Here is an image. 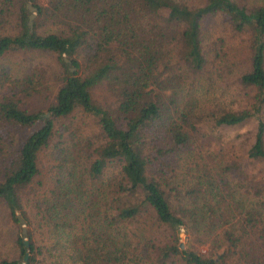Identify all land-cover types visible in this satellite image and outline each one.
<instances>
[{
  "label": "trees",
  "instance_id": "trees-1",
  "mask_svg": "<svg viewBox=\"0 0 264 264\" xmlns=\"http://www.w3.org/2000/svg\"><path fill=\"white\" fill-rule=\"evenodd\" d=\"M0 202L1 264H264V0H0Z\"/></svg>",
  "mask_w": 264,
  "mask_h": 264
},
{
  "label": "rangeland",
  "instance_id": "rangeland-1",
  "mask_svg": "<svg viewBox=\"0 0 264 264\" xmlns=\"http://www.w3.org/2000/svg\"><path fill=\"white\" fill-rule=\"evenodd\" d=\"M32 12H34V10H32ZM208 27L211 28L210 32H212V34H214V32H219L220 34L222 33L226 38H228L229 42H231V45L233 46V48H231V54L233 55V58H235L236 61L239 60L238 62L244 66L246 49L244 47L241 48L239 42H236V37L232 36L227 31L220 30L221 27L216 24L215 21L210 22ZM2 63H4L11 70H20L21 72L29 67H39L40 69H42L47 78L48 87L47 89H44V92L47 95H50L52 87L56 83H58V80H56V78L59 66L58 62L56 61L54 52H10L4 56ZM223 100H225V98ZM38 101L39 99L35 98L29 102L30 104H32L37 103ZM12 131L15 139L18 140L21 136V130L14 128L12 129ZM258 169L259 166L257 165L251 166L252 172H257ZM177 171L182 173L179 170ZM240 183L242 184L241 191H247L250 195L254 193L255 185H258L261 182L253 181L250 177H248L247 179H240ZM17 225L21 226V223L18 222L17 224H14L13 222H11L7 216V209L5 205L0 202V260L19 258L18 248L16 247L14 242L15 232L18 229ZM179 236L181 248L203 251L208 246V242L200 243V241L196 240H192L188 244H184L188 236L187 233L183 230L180 231ZM202 238L206 239L204 236H202ZM20 261L21 260H19L18 262Z\"/></svg>",
  "mask_w": 264,
  "mask_h": 264
},
{
  "label": "water",
  "instance_id": "water-1",
  "mask_svg": "<svg viewBox=\"0 0 264 264\" xmlns=\"http://www.w3.org/2000/svg\"><path fill=\"white\" fill-rule=\"evenodd\" d=\"M26 6H27V8L29 10L27 22H28L29 26L31 27V18H32L33 14H34V12H32V10H33L34 7L29 2H26ZM17 219H18V222L21 223V231L25 232V226L22 223L23 219H22V217L19 214H17ZM23 242H24L25 246L27 247V249H26V251L24 252V254L22 256L21 261L18 262L17 264H23L25 262L26 258H27L28 241H27L26 238H24ZM179 245H181V242L179 243Z\"/></svg>",
  "mask_w": 264,
  "mask_h": 264
}]
</instances>
